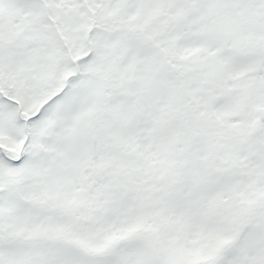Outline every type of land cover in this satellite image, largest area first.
I'll return each mask as SVG.
<instances>
[{"label":"snow or ice","instance_id":"snow-or-ice-1","mask_svg":"<svg viewBox=\"0 0 264 264\" xmlns=\"http://www.w3.org/2000/svg\"><path fill=\"white\" fill-rule=\"evenodd\" d=\"M0 264H264V0H0Z\"/></svg>","mask_w":264,"mask_h":264}]
</instances>
